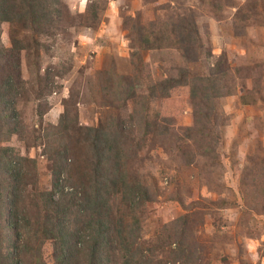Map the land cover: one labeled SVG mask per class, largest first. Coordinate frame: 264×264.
<instances>
[{
    "label": "rangeland",
    "instance_id": "rangeland-1",
    "mask_svg": "<svg viewBox=\"0 0 264 264\" xmlns=\"http://www.w3.org/2000/svg\"><path fill=\"white\" fill-rule=\"evenodd\" d=\"M62 1L68 23L57 36L40 39L44 46L39 59L31 58L32 66L22 57L26 83L16 102L22 138L0 140V149L9 146L36 160L37 168L26 163L30 188L51 190L52 162L43 131L52 133L62 119L66 123V107L73 105L70 114L83 126H97L116 111L129 120L137 109L131 102L125 107L119 97L127 80L138 77L151 84L179 79L182 71L191 78L207 77L223 64V94L211 103L195 104L190 86L173 89L167 99L160 92L157 98L147 97L155 115L170 117L161 121L170 133L150 135L132 151L125 164L129 190L110 197L111 217L120 218L127 232L134 229L149 264L172 261L175 245L169 244L176 231L189 237L185 264H264V0ZM188 21L203 42L196 60L189 61L175 44L152 50L141 45L139 30L158 33ZM2 29V44L10 47L11 26ZM36 75L43 80L49 75L51 92L42 89ZM196 117L201 136L188 130ZM66 127L62 135L77 140L78 130ZM214 130L223 137L221 145ZM86 152L76 149L68 157L61 178L66 193L90 185ZM133 191L137 197L130 201ZM53 252L54 242L47 241L42 249L46 264H54ZM30 259V254L23 258Z\"/></svg>",
    "mask_w": 264,
    "mask_h": 264
},
{
    "label": "trees",
    "instance_id": "trees-1",
    "mask_svg": "<svg viewBox=\"0 0 264 264\" xmlns=\"http://www.w3.org/2000/svg\"><path fill=\"white\" fill-rule=\"evenodd\" d=\"M66 8L62 0H0V68L3 69V76H0V140L5 141L8 137L6 143L13 136L22 138V123L16 109V102L23 95L26 83L21 79L22 57H26L30 66L34 63H31V58H40L44 46L40 39L57 36V30L68 23L70 16L66 14ZM4 24L11 26L10 47L2 44ZM138 33L144 49H161L164 44H175L184 51L189 61L196 60L197 52L203 46L196 25L190 21L175 28L167 25L158 33L142 29ZM38 64L36 61L34 65L40 69ZM221 65L218 64L207 77L191 78L186 71H182L179 79L151 84L138 77L127 80L121 87L119 97L125 100V107L131 102L137 109L129 120L116 111L97 126H83L78 123L76 114H70L73 105L71 109L66 107L70 111L66 123L62 119L59 126H52V133L43 131L52 162L51 190H42L38 185L30 188L25 173L26 163L29 161L37 168L36 160L18 155L9 146L2 147L0 264H46L42 249L47 241L54 242V264H149V260H143L147 257L146 249L136 243L134 229L127 232L120 218L111 217L109 199L123 189L129 190L125 164L134 153L132 151L150 135L164 138L170 133V127L161 122L170 117L160 113L155 115L146 103L147 97L152 99L160 95L167 99L168 92L173 89L190 86L188 94L195 104L205 99L211 103L217 95L223 94L221 79L226 77L227 72L222 70ZM44 78L40 77L42 84L38 83L43 90L51 92L49 75ZM114 104L111 102L108 105ZM74 109L76 112V107ZM43 116V112L38 113L40 120H43ZM208 124H212V121ZM67 125L78 130L79 138L74 142L62 135V129L69 128H65ZM201 126L200 119L196 117V123L188 130L195 136H201ZM219 134L214 130L216 142L221 145L223 137ZM84 148L88 155L83 161L92 170L90 185H82L74 192L66 193L61 178L68 170V159L72 158L68 157L76 149ZM79 193H82V203H78L82 199L78 197ZM133 194L136 192L133 191ZM130 197L132 201L137 195ZM184 234L185 231H176L173 235L169 244L170 247L175 245L171 253L173 258L164 264H185L186 257L191 253V245L189 237ZM28 254L31 255L30 261L23 260Z\"/></svg>",
    "mask_w": 264,
    "mask_h": 264
}]
</instances>
